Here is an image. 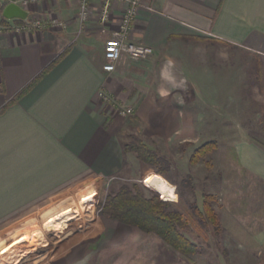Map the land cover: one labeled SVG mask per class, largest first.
Returning <instances> with one entry per match:
<instances>
[{
	"label": "crops",
	"instance_id": "crops-1",
	"mask_svg": "<svg viewBox=\"0 0 264 264\" xmlns=\"http://www.w3.org/2000/svg\"><path fill=\"white\" fill-rule=\"evenodd\" d=\"M100 7L101 0H91L89 20L80 26L78 0H40L29 9V17L59 18L67 24L65 30L0 34V241L25 238L45 218L53 227L92 210L88 196L95 191L88 185L120 169L122 139L129 131H122L114 109L104 110L101 89L118 105L132 108L145 134L163 136L173 117L166 136L192 143L202 132H219L220 126L226 131V116H241V109L213 103L230 101L233 71L235 85L241 86L235 89L237 101L246 106L251 90L260 103L259 129L237 130L247 135L230 143L246 174L249 197L255 198L247 203V212L260 221L245 242L263 247L264 0H141L130 41L149 46L152 54L140 62L123 55L109 74L102 71L103 47L114 37L126 4L111 3L107 23L99 20ZM60 56L36 85L14 100ZM179 82L183 88L176 95L171 89ZM43 232L6 249L4 261L12 262L22 246L38 245L33 240ZM64 239L58 240V250L34 257L33 264L84 262L86 251L76 254L72 245L83 240ZM170 250L157 264H182L184 257Z\"/></svg>",
	"mask_w": 264,
	"mask_h": 264
},
{
	"label": "rangeland",
	"instance_id": "rangeland-1",
	"mask_svg": "<svg viewBox=\"0 0 264 264\" xmlns=\"http://www.w3.org/2000/svg\"><path fill=\"white\" fill-rule=\"evenodd\" d=\"M233 75L232 71L230 101H214L213 103L217 106L231 105V111L234 109L235 112L241 109V116H226V131H222L223 126H220L219 132H202L192 143L182 144L179 140L169 139L166 136L173 128L174 118H169L170 124L165 123L166 132L163 136L156 133L151 135L149 132L147 135L145 126L138 124V121L133 118V113L129 117L122 118L116 112L122 131H129L126 136H123V144L134 136L151 150L166 157L170 163V170L166 176L156 174L152 168L139 162L134 154L123 152V161L118 171L88 185V187L92 186L95 191L94 198L88 196L92 202V210L87 217L78 222L77 227L69 226V236L54 237L50 222L45 218L41 227L27 234L25 238H20L11 244L0 241V264L5 260L6 249L15 247L20 241L23 243L27 237L42 230L46 233L40 234L41 240L38 245L22 246L14 251L12 262L4 261V264H33L34 257L39 256L42 259V256L45 257L52 249L58 250L60 247L57 245L58 240L65 241L67 239L64 238L73 237L83 240L79 246H77L78 241L72 243L73 246L75 245L73 251L76 254L80 249L86 251L85 261L80 264H157L159 258L169 257L172 251L167 249L166 245L156 236L144 234L136 228L123 226L98 214V206L107 195L115 193L123 185L131 187L133 184H137L146 196L153 194L158 196L162 201L170 203L173 210L183 215L187 222L183 233L197 245L199 253L182 259V264H264V246L254 247L245 242L251 239L260 221L258 217L251 219L252 216L247 212L248 204H253L255 198L249 197L246 174L238 166L230 143L232 139L244 138L247 134L242 131L247 128L259 129L256 114L259 113L260 103L251 90L246 94V106L242 100L237 101L235 89L241 86L235 85L236 78ZM248 86L247 84L246 87ZM105 108L104 106V110ZM218 120L224 121V118H218ZM248 135L252 140L256 137L252 133ZM210 141L217 143L215 150L200 158L197 164L191 165L189 160L193 151ZM202 194L215 197L214 209L222 228L217 236L214 235L210 224L206 222L203 225L191 213L190 207L193 204L201 209ZM78 197H73L72 202ZM8 244L10 246L5 248ZM176 259L180 260L179 257ZM75 264H79V261Z\"/></svg>",
	"mask_w": 264,
	"mask_h": 264
},
{
	"label": "trees",
	"instance_id": "trees-1",
	"mask_svg": "<svg viewBox=\"0 0 264 264\" xmlns=\"http://www.w3.org/2000/svg\"><path fill=\"white\" fill-rule=\"evenodd\" d=\"M6 4L0 5V23H5L1 13ZM20 23L19 20H13ZM63 56V54L61 55ZM58 57L49 64L40 74L21 90L14 100L27 93L50 69L60 60ZM217 147V143L210 141L196 148L191 154L189 163L195 165L199 159L211 153ZM125 154L132 153L142 164L152 168L156 174L166 176L170 170V163L166 157L151 150L139 138L134 136L123 144ZM201 209L193 204L190 207L192 215L203 225L207 222L212 227L214 235L222 231L219 217L214 209L215 197L210 194L201 195ZM99 216L123 226L133 227L144 234H152L159 238L167 247L180 254L184 258H190L199 253L197 245L192 243L183 233L187 222L183 215L172 209L170 203L162 201L156 195L146 196L137 184L121 186L115 193L107 195L98 206Z\"/></svg>",
	"mask_w": 264,
	"mask_h": 264
},
{
	"label": "built area",
	"instance_id": "built-area-1",
	"mask_svg": "<svg viewBox=\"0 0 264 264\" xmlns=\"http://www.w3.org/2000/svg\"><path fill=\"white\" fill-rule=\"evenodd\" d=\"M40 0H16L15 3L29 13V9L36 6ZM91 0H78L77 18L80 26L86 23L90 17L89 2ZM111 3H125L126 7L121 14L120 23L115 32L114 37L105 42L103 47V65L102 71L112 73L115 70L116 64L124 55L131 62H140L146 60L151 54L152 49L143 44H134L130 41L132 25L137 16L141 0H101L99 12V20L102 23H107L111 18L110 6ZM1 22V20H0ZM67 28V24L56 17L43 19L35 15H28L27 22L15 23L13 20H6L5 23H0V34H26L32 31L40 32L47 29H55L63 31ZM98 98L103 106L114 109L117 114L126 118L132 115L131 107L118 105L115 100L106 93L103 89L98 92Z\"/></svg>",
	"mask_w": 264,
	"mask_h": 264
},
{
	"label": "bare ground",
	"instance_id": "bare-ground-1",
	"mask_svg": "<svg viewBox=\"0 0 264 264\" xmlns=\"http://www.w3.org/2000/svg\"><path fill=\"white\" fill-rule=\"evenodd\" d=\"M178 73V72H177ZM183 88L182 86V83L179 82L178 84L175 85L174 88H172V92L176 95H178L181 91V89ZM182 92V91H181ZM184 93V92H183ZM173 102V101H172ZM179 115V114H177ZM173 118V117H171ZM149 131V130H148ZM147 135H148V132H147ZM95 197V193H93L91 195V198H94ZM91 211V208H88L86 209L85 211H81L80 213L76 214V215H72L66 219H62V220H59L53 227H52V230L55 234L56 237H59V238H62V237H66L68 234H69V226H76L77 227V224L80 220L84 219L85 217L88 216V213ZM90 216V215H89ZM90 221V220H89ZM83 223V222H82ZM93 224V223H91ZM90 224V225H91ZM79 226V225H78ZM79 228V227H78ZM87 228V227H86ZM75 229V228H74ZM79 230V229H78ZM77 231V230H76ZM81 231V230H80ZM46 233V232H45ZM70 235V234H69ZM68 235V236H69ZM41 237L33 240L35 241L36 243H39L40 242V239ZM44 240V239H42ZM56 241V240H54ZM44 242V241H43ZM57 242V241H56ZM66 242V241H65ZM52 243V242H51ZM50 243V244H51ZM48 245V244H47ZM29 246V245H28ZM27 246V247H28ZM46 245H44L43 243V247H45ZM51 248V247H50ZM56 248V247H55ZM26 254V253H25ZM27 256V255H26Z\"/></svg>",
	"mask_w": 264,
	"mask_h": 264
},
{
	"label": "water",
	"instance_id": "water-1",
	"mask_svg": "<svg viewBox=\"0 0 264 264\" xmlns=\"http://www.w3.org/2000/svg\"><path fill=\"white\" fill-rule=\"evenodd\" d=\"M0 5H3V0H0ZM1 16L5 20H19L22 22L28 21V12L15 3L6 4L3 8Z\"/></svg>",
	"mask_w": 264,
	"mask_h": 264
}]
</instances>
